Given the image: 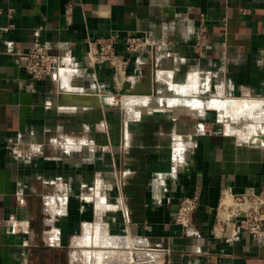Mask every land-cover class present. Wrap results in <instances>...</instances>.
<instances>
[{"label": "crops", "instance_id": "crops-1", "mask_svg": "<svg viewBox=\"0 0 264 264\" xmlns=\"http://www.w3.org/2000/svg\"><path fill=\"white\" fill-rule=\"evenodd\" d=\"M0 11V264H264V239L234 223L214 234L223 192L264 184V0H0ZM112 33L121 54L129 34L152 42L123 83L86 62V39ZM36 41L72 62L32 78L19 54ZM130 91L155 106L116 100ZM188 197L186 228L175 219Z\"/></svg>", "mask_w": 264, "mask_h": 264}, {"label": "built area", "instance_id": "built-area-1", "mask_svg": "<svg viewBox=\"0 0 264 264\" xmlns=\"http://www.w3.org/2000/svg\"><path fill=\"white\" fill-rule=\"evenodd\" d=\"M121 39L119 33L86 39L87 64L89 66L101 63L111 65L115 71L117 83L119 80H121L119 83H123V78L127 77V69L133 56L146 46L152 45L146 36L129 34L124 37L125 52L121 54L117 49ZM19 55L25 71L34 79L58 75L64 65L72 62L53 54L49 47L41 41H36L30 50ZM197 207L198 197L185 198L180 205L175 222L187 228ZM217 211L215 236H224L230 223H234L238 232L245 231L257 239H264V184L260 190L249 189L241 193L226 189L222 194ZM3 223L4 220L0 218V225ZM122 264H158V262L133 258Z\"/></svg>", "mask_w": 264, "mask_h": 264}, {"label": "bare ground", "instance_id": "bare-ground-1", "mask_svg": "<svg viewBox=\"0 0 264 264\" xmlns=\"http://www.w3.org/2000/svg\"><path fill=\"white\" fill-rule=\"evenodd\" d=\"M185 87H186V86H185ZM173 88H174V87H173ZM173 88H172V89H173ZM177 88H178V87H177ZM178 89H180V88H178ZM181 90H182V89H181ZM188 91H189V90H188ZM184 93H185V92H184ZM185 94H186V93H185ZM188 94H189V93H188ZM131 97H133V98H131L130 100H132V99H137V101H138V99H139V101H140V99H143V97H146V98L148 97L147 100H149V101H152L153 98L156 99V98L153 96V94H151V93H150V94H145V95H138V94L136 95V94H132ZM172 98H173V97H172ZM177 98H178V97H177ZM182 98H183V97H182ZM182 98H181V100H182ZM189 98H191V97H188V99H189ZM158 99H159V97H158ZM160 99H161V98H160ZM173 99H174V98H173ZM175 99H176V98H175ZM185 99H186V98H184L183 101H185ZM130 100H129V101H130ZM156 100H157V99H156ZM161 100H162V99H161ZM161 100H160V101H161ZM181 100H180V101H181ZM217 100H218V99H217ZM135 101H136V100H135ZM137 101H136V102H137ZM143 101H144V100H143ZM163 101H164V100H163ZM193 101H194V99H193ZM193 101H192V102H193ZM141 102H142V101H141ZM153 102H154V101H153ZM153 102H152V103H153ZM156 102H157V101H156ZM176 102H178V101H176ZM181 102H182V101H181ZM181 102H180V103H181ZM244 102H245V101H244ZM129 103H130V102H129ZM146 103H147V102H146ZM150 103H151V102H150ZM152 103L150 104L151 106H152ZM161 103H162V101H161ZM183 103L185 104L186 102H183ZM183 103H182V104H183ZM190 103H191V101H190V102L188 101V104H190ZM200 103H201V102H200ZM239 103L241 104L242 102H239ZM245 103L248 104V102H245ZM122 104H123V103H122ZM130 104H131V103H130ZM137 104H139V103H137ZM140 104H141V103H140ZM159 104H160V102H159ZM169 104H171V102H170ZM186 104H187V103H186ZM188 104H187V105H188ZM243 104H244V103H242V105H243ZM135 105H136V104H135ZM147 105H148V104H147ZM150 105H149V106H150ZM242 105H241V106H242ZM244 105H245V104H244ZM251 105H253V102L251 103ZM136 106H138V105H136ZM142 106H143V105H142ZM151 106H150V107H151ZM154 106H155V104H154L152 107H154ZM247 106H248V105H247ZM127 107H128V106H127ZM134 107H135V106H134ZM238 107H239V106H238ZM238 107H237V108L234 107V108H235V109H238ZM139 108H140V106H139ZM241 108H245V107L242 106ZM241 108H240V109H241ZM246 108H247V107H246ZM247 109H248V108H247ZM232 110H233V109H232ZM243 110H244V109H243ZM250 110H251V109H250ZM250 110H249V111H250ZM140 111H141V110H140ZM239 111H241V110H239ZM239 111H238V114L240 113ZM130 112H131V111H130ZM136 112H137V111H136ZM234 112H236V110H235ZM243 112H244V111H243ZM245 112H246V111H245ZM232 113H233V111H232ZM234 114H235V113H234ZM236 114H237V112H236ZM234 116H235V115H234ZM256 119H259V118L257 117Z\"/></svg>", "mask_w": 264, "mask_h": 264}, {"label": "rangeland", "instance_id": "rangeland-1", "mask_svg": "<svg viewBox=\"0 0 264 264\" xmlns=\"http://www.w3.org/2000/svg\"><path fill=\"white\" fill-rule=\"evenodd\" d=\"M138 95H139V94H138ZM123 98H124V99H123ZM131 98H133V97H131V94H127L125 97H124V96H123V97H118L116 100H117L118 102L121 101V104L123 103V105L130 107V109H134V108H131V107L135 106V109H134V110H136V108H138V107H136V105H137L136 103H139V102L142 101L141 104H143V105L145 104V105H146L147 103L150 102L149 100H147L148 97H147V98H146V97H143V99H140V101H139V99H138V101H137V99H132V100H130ZM116 100H115V101H116ZM129 100H130V101H129ZM135 100H136L137 102H136ZM143 100H144V101H143ZM129 102H130L131 104H130ZM146 102H147V103H146ZM121 104H120V105H121ZM135 104H136V105H135ZM139 104H140V103H139ZM123 105H122V107H124Z\"/></svg>", "mask_w": 264, "mask_h": 264}, {"label": "water", "instance_id": "water-1", "mask_svg": "<svg viewBox=\"0 0 264 264\" xmlns=\"http://www.w3.org/2000/svg\"><path fill=\"white\" fill-rule=\"evenodd\" d=\"M129 94H136L137 92H134V91H130V92H128ZM148 94H150L151 92L149 91V92H147Z\"/></svg>", "mask_w": 264, "mask_h": 264}]
</instances>
